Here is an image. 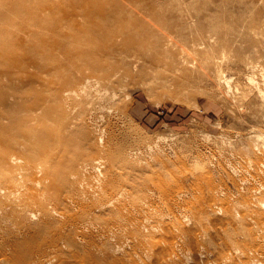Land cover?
Here are the masks:
<instances>
[{
	"label": "rangeland",
	"instance_id": "374dc122",
	"mask_svg": "<svg viewBox=\"0 0 264 264\" xmlns=\"http://www.w3.org/2000/svg\"><path fill=\"white\" fill-rule=\"evenodd\" d=\"M218 1L0 0V154L24 165L17 199L0 200V257L19 245L23 264H71L70 239L85 264H264V7L232 44L197 46Z\"/></svg>",
	"mask_w": 264,
	"mask_h": 264
},
{
	"label": "bare ground",
	"instance_id": "6f19581e",
	"mask_svg": "<svg viewBox=\"0 0 264 264\" xmlns=\"http://www.w3.org/2000/svg\"><path fill=\"white\" fill-rule=\"evenodd\" d=\"M218 2L220 3V8H219L220 11L216 13V16L224 15V17L217 18V21H215L212 25H210V30L212 31V33L208 35L206 38H201L199 41H197L196 43L197 46H199L200 44L207 45L208 42L211 41L210 39L214 38L215 36H217V38H219V40H221L225 45L232 44L234 36L237 35V33H239V30L235 27V23L241 22V25L245 24L243 23L242 20L246 16V14L251 11V7L253 4H261L264 7V0H249V1L219 0ZM254 20L255 19H252V21ZM164 24L170 25L171 21H164ZM262 24L264 25V19H263ZM173 26L176 30H181V32H183L184 28L187 26V23L185 19L181 18V22H177ZM223 29L224 31L222 32V34L218 35V33L222 31ZM163 44L166 47H170V46L174 47V46L179 45L178 42L171 36V34L170 33L166 34V32L163 35ZM64 50L69 52V49L67 47H64ZM185 50L187 49L185 48ZM69 53L72 59L76 58L78 60H85L88 56V54L85 56H81L77 53H74L73 51H70ZM223 53L225 52H222V54L220 53L221 54L219 56L220 60L219 61L216 60L214 64L215 66H214L213 82L217 86L224 85L228 81L222 72V68L220 64L222 61L224 63V60H226V56L223 55ZM186 55H183V57H181L180 55L181 61H185V62L188 61ZM202 67H203L202 63L197 65L198 70H202ZM248 78L249 77H247V79ZM94 81H95V78L91 76H83L82 89L85 91L91 92L92 87L95 83ZM248 83L250 86H252L253 84L250 78L248 79ZM102 97L103 96H98L97 99H101ZM259 97L261 100H264V91L262 93L259 91ZM77 125H78V122L76 120H69V122L66 124V128L76 127ZM254 133L257 135V137L262 136L261 135L262 133L260 131L256 130V132ZM3 141H4V137L0 135V143H2ZM23 148H25V152L31 149L29 145L23 146ZM5 162L10 163L9 172L12 175V177L2 179V180H5L4 182L9 183L10 186H12L14 190H10L9 188L7 189L5 186L0 185V200L4 199L6 201V199H8V201L13 202L18 197V188L22 186V181L18 175L21 172V169L24 167V165L20 159V156H17L16 154L9 153V152L0 154V165L1 164L4 165ZM100 163H101L100 161H97L95 159L92 161L91 160L88 161V164L90 165L92 164V167H96ZM40 168L43 169V166L42 165L35 166V170L38 172L40 171ZM259 202H262V201H259ZM6 208H7L6 204H1L0 213L4 212ZM46 211L52 216H57L59 214L56 208H47ZM33 216H34L33 211H28L25 215V217L28 219H31ZM0 217H3V215H1ZM144 219L151 220V217L149 215H146ZM110 233L113 235H122L124 231L122 228H118L117 230H111ZM71 243L72 241L68 239L65 245L62 247V250L66 252L65 258L68 260H71L72 262L71 264H85L84 259L71 256V252H70L71 249L69 248V244ZM18 246L19 245H17V254L15 256H13L12 254L7 255V256H1L0 262H3L7 259L8 264H23L22 263L23 259L29 254V252L26 250L23 253V255L19 257ZM74 246L77 248H80L83 246V244L80 241H76L74 242ZM117 250L121 252L123 250L122 245L121 247L117 248ZM249 256L253 260H258V254L255 251H252ZM53 260H54L53 257H47V259L44 262L32 261V263L33 264H52ZM90 260L94 262L95 258L91 257ZM57 261L58 262H56V264H63L62 259L57 260ZM120 264H140V263L137 260H131L129 262L120 263Z\"/></svg>",
	"mask_w": 264,
	"mask_h": 264
}]
</instances>
